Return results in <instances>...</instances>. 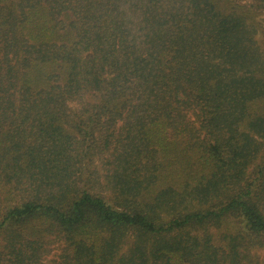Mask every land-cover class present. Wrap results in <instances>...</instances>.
<instances>
[{
  "label": "trees",
  "instance_id": "trees-1",
  "mask_svg": "<svg viewBox=\"0 0 264 264\" xmlns=\"http://www.w3.org/2000/svg\"><path fill=\"white\" fill-rule=\"evenodd\" d=\"M239 9L0 0V264H264V70Z\"/></svg>",
  "mask_w": 264,
  "mask_h": 264
},
{
  "label": "rangeland",
  "instance_id": "rangeland-1",
  "mask_svg": "<svg viewBox=\"0 0 264 264\" xmlns=\"http://www.w3.org/2000/svg\"><path fill=\"white\" fill-rule=\"evenodd\" d=\"M240 9L243 20L245 21L247 31L253 37L254 45L260 54V62L264 70V6L261 0H233ZM103 158L99 157L97 163L101 168ZM168 214V213H167ZM257 255L264 260V240L258 239L256 243ZM60 254L57 245L54 247L47 260L56 259Z\"/></svg>",
  "mask_w": 264,
  "mask_h": 264
}]
</instances>
